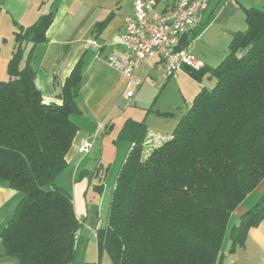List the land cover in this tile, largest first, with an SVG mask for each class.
Wrapping results in <instances>:
<instances>
[{
	"label": "trees",
	"instance_id": "1",
	"mask_svg": "<svg viewBox=\"0 0 264 264\" xmlns=\"http://www.w3.org/2000/svg\"><path fill=\"white\" fill-rule=\"evenodd\" d=\"M50 2L34 23L15 28L0 80V181L21 194L0 240L17 264H75L82 227L72 196L53 183L78 131L70 116L79 111L81 60L59 104L42 101L29 63L52 23L57 0ZM244 15L247 28L234 32L220 63L188 70L214 83L199 89L168 138L143 157L141 125L125 127L129 149L95 232L110 264H224L230 214L264 180V8ZM263 221L264 192L229 227V252Z\"/></svg>",
	"mask_w": 264,
	"mask_h": 264
},
{
	"label": "crops",
	"instance_id": "2",
	"mask_svg": "<svg viewBox=\"0 0 264 264\" xmlns=\"http://www.w3.org/2000/svg\"><path fill=\"white\" fill-rule=\"evenodd\" d=\"M51 0H0V80L7 78L6 66L13 49V33L17 25L29 26L41 14L50 9ZM134 0H57L53 20L45 33V42L39 44L32 57L30 67L34 70V83L39 89L44 103L61 102L58 91L65 78L81 60V84L76 97L78 112L70 117L78 127L66 154V166L72 180L77 176H88L91 171L89 154L92 153L99 136L109 129H117V139L123 143L122 153L129 149L132 133L125 127L140 124L144 132L143 151L145 154L169 137L174 121L184 114L192 99L202 87L191 74L190 69L181 67L170 78H165L164 68L157 58H147L140 62L136 76L140 84L133 87L134 94L124 98L127 78L105 63V57L112 52H121V46L114 42L124 28V20L133 13ZM176 0H156L155 8L163 9ZM264 8V0H210L201 14L199 25L191 39V55L204 64L214 67L228 52L229 42L234 32L247 28L244 9ZM98 25V26H96ZM100 27V28H99ZM95 39L100 48L90 49L87 42ZM131 99V100H130ZM133 103L134 106H131ZM178 113L175 115V113ZM181 114V115H180ZM168 117L174 119L169 125ZM163 125L169 129H164ZM123 128V129H122ZM173 128V127H172ZM140 131V132H141ZM116 132V131H115ZM84 140L92 143L87 153L79 151ZM107 139H102V142ZM149 146L148 148H146ZM126 155V154H125ZM0 181V232L13 214L21 194ZM103 188L98 191L102 192ZM264 192V180L249 193L231 213L238 223L245 213ZM73 207L82 227L78 238L81 258L77 264L100 262L96 241L98 212L94 217H83L77 213L76 201ZM92 210V208H90ZM85 228L84 238L81 237ZM91 233L94 241L87 236ZM87 236V237H86ZM244 244L229 252L228 245L222 243L224 264H264V221L249 229ZM79 248V247H78ZM0 240V264H17L16 259L4 255ZM93 252L92 258L88 253Z\"/></svg>",
	"mask_w": 264,
	"mask_h": 264
},
{
	"label": "built area",
	"instance_id": "3",
	"mask_svg": "<svg viewBox=\"0 0 264 264\" xmlns=\"http://www.w3.org/2000/svg\"><path fill=\"white\" fill-rule=\"evenodd\" d=\"M210 0H176L157 10L156 0H134L133 13L124 20L122 33L114 37L121 46V52H112L105 57V63L121 72L127 78L124 98L134 94L133 87L140 84L136 71L140 62L147 58H157L164 68L165 78H170L181 67L190 70L203 68L201 60L191 55V39L199 25L201 14ZM188 38L185 46L183 40ZM90 49H99L95 39L87 42ZM92 143L81 142L79 151L87 153ZM89 264H101L94 262Z\"/></svg>",
	"mask_w": 264,
	"mask_h": 264
},
{
	"label": "rangeland",
	"instance_id": "4",
	"mask_svg": "<svg viewBox=\"0 0 264 264\" xmlns=\"http://www.w3.org/2000/svg\"><path fill=\"white\" fill-rule=\"evenodd\" d=\"M213 83V79L210 80L207 77H203L202 79V86L210 87ZM131 106H134L133 103ZM185 111L186 110H183L181 113H184ZM177 114L178 113H175V115ZM170 118L171 117H168L169 125L171 127L174 119ZM174 123L176 124L175 121ZM163 127L166 130L169 129L166 125H163ZM172 127L174 128V126ZM172 127L170 128L171 130L169 133H171L173 129ZM102 139H107V141L102 142ZM122 145L123 143H121V140L117 139V129H115L112 133H110L108 129L104 135L98 137L94 150L88 155L90 161L88 169L91 171L88 176H81L80 178L77 176L75 180H72L69 173L71 170L63 168L62 171L57 174L53 182L67 190L72 198L75 199V208H77L78 215L83 217V219L86 215L94 217L96 213L95 211L98 212V218L96 219L98 223L97 227H103L106 223L105 219L107 218V206L110 199L109 193L111 192V188L113 186V179H115L116 173L119 169L118 166H120L123 162V158L125 157V154H123L124 152L122 153ZM148 147L149 146L146 148ZM144 152L145 150L141 152L143 157L146 155ZM99 188H103L102 192L98 191ZM90 208H92V210H90ZM234 223H236V219L235 217H231L229 219L228 226L226 227L227 232L223 240L225 242L224 245L229 244L228 230L230 229V226L234 225ZM85 232L86 230L83 228L81 237L84 238ZM87 236L92 242L94 241V237L91 233H88ZM78 247L75 264L80 261L79 259L82 254L81 247ZM88 254L92 258H96V256L94 257L92 251L89 250ZM107 257L108 256L106 254L101 257L102 264H110V260Z\"/></svg>",
	"mask_w": 264,
	"mask_h": 264
},
{
	"label": "water",
	"instance_id": "5",
	"mask_svg": "<svg viewBox=\"0 0 264 264\" xmlns=\"http://www.w3.org/2000/svg\"><path fill=\"white\" fill-rule=\"evenodd\" d=\"M80 232V230H78L76 233H79ZM77 244V241L75 242V245Z\"/></svg>",
	"mask_w": 264,
	"mask_h": 264
}]
</instances>
